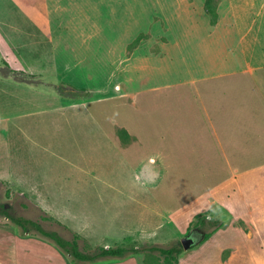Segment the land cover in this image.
Returning a JSON list of instances; mask_svg holds the SVG:
<instances>
[{"label":"crops","instance_id":"1","mask_svg":"<svg viewBox=\"0 0 264 264\" xmlns=\"http://www.w3.org/2000/svg\"><path fill=\"white\" fill-rule=\"evenodd\" d=\"M181 1L184 13L174 0H0V50H10L0 51L5 64L92 60L115 63L121 77L114 83L117 121L108 124L84 108L86 99L102 96L53 95L2 80L0 177L25 195V208H66L72 199L64 194L72 192L86 209L99 210L94 217L126 226L149 227L159 216L188 224L215 206L230 215L226 226L183 250L178 264H264V1L218 0L214 25L204 0ZM201 11L204 34L182 40L198 31ZM153 23L160 33L144 30ZM141 32L147 37L128 51ZM9 88L27 96L4 115ZM135 228L117 240L148 233ZM2 235L13 241V259L20 255L9 264H32L39 241L0 228ZM117 264L140 263L131 256Z\"/></svg>","mask_w":264,"mask_h":264},{"label":"rangeland","instance_id":"2","mask_svg":"<svg viewBox=\"0 0 264 264\" xmlns=\"http://www.w3.org/2000/svg\"><path fill=\"white\" fill-rule=\"evenodd\" d=\"M263 1L264 0H254V4L256 6L258 3H262ZM174 2L176 10L181 9L182 13L186 12L185 9L187 8V6H185L181 0H174ZM119 10L120 9L118 8V13ZM176 10L173 11L174 16L177 13ZM155 11L158 14L162 12L160 6H158ZM172 18L173 17H171V19ZM186 20L188 21V18H186ZM206 20L207 18L203 11H201V14L196 13L195 23L196 25H199L198 31L191 35L183 34L182 40L198 41L204 34V24H206L207 26ZM116 22L117 25H120L119 16L116 18ZM176 23L184 25L186 22L184 20L176 19ZM161 27L162 26L160 24L153 23L150 25L148 24L144 30H149L151 34H157L161 32ZM8 49L9 48L6 47L5 49L0 51H10ZM97 51L102 53L104 50H102L101 48ZM2 60L3 59H0V82L6 79L10 80V82H14L11 80L12 78L17 79L30 74L42 75L43 78H48L47 80L49 82H56L53 88L51 87V89L54 90L53 93H51L53 95L66 94L79 99L102 96L100 98H96V100L86 99L87 103L84 104V108L89 111L92 116L98 117L99 120L103 121L105 124H108L110 117H112V120L117 121V112L114 106L117 105L118 102V99L115 98V96L117 95V91L115 89H118V83H114L118 82L121 77L117 74H114V68H116L117 66L115 65V63L105 64L104 62H100L99 64H97L90 60L80 65L56 66L52 63L41 65L5 64ZM4 61L26 62L28 61V59L9 58L4 59ZM115 73H117V71H115ZM72 84L76 87H74ZM56 88H58L57 91ZM10 93L11 88H9V94ZM11 94V96L9 95L6 97V100L1 101L2 111L4 115L6 113V108L10 106L19 108L21 107V104L23 103L21 101H17L16 98H25L27 96V94L17 89H15ZM30 103L31 102H28V104ZM50 119L51 118L48 117L47 122H50ZM79 121L82 122L84 120L80 117ZM83 125H85V121ZM10 188L11 187H9L8 179L6 177H0V209L3 205L4 210L8 214L19 215L36 220L41 224L43 228L47 230L57 231L61 236L67 239H71L73 234L77 233L80 236L79 243L81 247H87L89 250H92L96 246L112 245H123L130 248H141V246L143 245L149 246L151 244H155L162 247H170L175 244L181 245V239L186 236V234L194 232L195 230H199L197 236L194 239L197 242V238L201 236V233L204 232V230H208L210 228L205 227L204 229H195L189 226L190 221H188V224L175 223V225H169L166 224L165 219H161L160 216L157 217L156 223H153V225H150L149 227H146L144 225H140L137 227L138 224L132 225V221H129L128 226H126L124 225V223L119 224L116 217L110 218V216H108L107 220L103 219V217H94L93 215H97V213L94 214V212H97L99 210L86 209L85 206L87 205V201H76V196H79V194L72 192L64 194L72 199V201H69V203L66 204V208L55 207V204L53 203H48V206L46 208H40L37 206L25 208V205L30 204L24 197L25 195L22 193L12 192ZM109 210L110 209L107 210L108 214H110ZM112 211H114V213L119 212V210ZM224 217L228 218L226 216ZM104 220L109 221V224L103 222ZM132 227H136L135 229L137 230V232L148 231V233L139 234V239H130L125 241L120 239L117 240L119 233L125 232L124 229ZM0 228H4L7 230V232L10 233H18L22 236L25 233H29L33 242L39 241V249L35 247L31 248L32 256L30 255V262L32 264H117V262H119L120 260L117 258H99L94 262L76 263L71 260V257L68 254L60 250L54 244V242H52L47 237L34 230L23 232L19 226L15 225L10 219L2 214H0ZM126 233L124 235H119V237H125ZM140 237H148V239H140ZM12 243L13 241L11 240V238H9V235L0 236V262H2L3 264H9L14 260H17L20 256L16 252L15 259H13L14 256L11 255L10 252ZM197 245V243H194L189 249H193ZM44 254L47 258L46 261L43 260ZM155 254L156 252L129 253L127 257L136 256L138 257L140 264H148L147 262L149 260L156 259Z\"/></svg>","mask_w":264,"mask_h":264},{"label":"trees","instance_id":"3","mask_svg":"<svg viewBox=\"0 0 264 264\" xmlns=\"http://www.w3.org/2000/svg\"><path fill=\"white\" fill-rule=\"evenodd\" d=\"M217 3L218 0H204V10L209 17V24L214 25L218 19L217 13ZM147 34L141 32L139 33L128 45L127 50L131 51L136 47L139 42L146 38ZM48 78H43L42 75H26L21 78H12L11 80L24 84L34 90H39L47 94L53 93L54 90L51 89L55 85L54 82H49ZM58 88H56V91ZM121 135V134H120ZM0 214L6 216L10 219L15 225L19 226L23 232L37 231L41 235L50 239L54 244L62 250L64 253L68 254L71 257L73 262H94L99 258H117L123 259L128 256L129 253H140V252H149L154 253L156 259L149 260L148 264H178V257L183 251V248L179 244L172 245L170 247H162L155 244L149 246L138 247H126L123 245H112V246H96L92 250H89L87 247H81L79 243L80 236L77 233H74L71 239L64 238L57 231L47 230L41 226V224L33 219L26 218L19 215L8 214L4 210V206H1ZM230 215L227 213L220 214L219 210L215 206H211L206 210H203L199 213L193 215V219L190 222L189 226L195 229H204L205 227H210L208 230H204L201 233V236L197 238V244L203 243L207 240L217 229L226 226V221ZM242 223V222H241Z\"/></svg>","mask_w":264,"mask_h":264},{"label":"water","instance_id":"4","mask_svg":"<svg viewBox=\"0 0 264 264\" xmlns=\"http://www.w3.org/2000/svg\"><path fill=\"white\" fill-rule=\"evenodd\" d=\"M194 243L195 240L192 237H189L188 235L184 236L181 239V245L184 250L189 249Z\"/></svg>","mask_w":264,"mask_h":264},{"label":"flooded vegetation","instance_id":"5","mask_svg":"<svg viewBox=\"0 0 264 264\" xmlns=\"http://www.w3.org/2000/svg\"><path fill=\"white\" fill-rule=\"evenodd\" d=\"M199 230H195L194 232H190L186 235H188L189 237H192L193 239H195V237L197 236Z\"/></svg>","mask_w":264,"mask_h":264}]
</instances>
